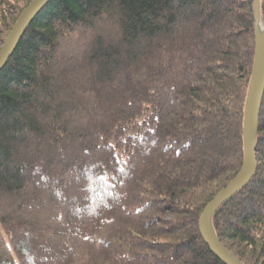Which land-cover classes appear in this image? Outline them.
<instances>
[{
	"label": "trees",
	"instance_id": "16d2710c",
	"mask_svg": "<svg viewBox=\"0 0 264 264\" xmlns=\"http://www.w3.org/2000/svg\"><path fill=\"white\" fill-rule=\"evenodd\" d=\"M31 1L0 0V46ZM254 16L51 0L0 69V264H225L199 219L242 165ZM256 159L210 222L242 264H264V91Z\"/></svg>",
	"mask_w": 264,
	"mask_h": 264
},
{
	"label": "water",
	"instance_id": "95a60500",
	"mask_svg": "<svg viewBox=\"0 0 264 264\" xmlns=\"http://www.w3.org/2000/svg\"><path fill=\"white\" fill-rule=\"evenodd\" d=\"M50 1L32 0L16 18L0 46V69L9 59L31 22ZM253 1L256 40L252 69L243 108V161L233 179L226 186L218 190L205 205L199 219V233L202 240L210 251L225 264L242 263L216 239L210 225L211 217L224 201L232 197L249 183L257 166L256 133L264 91V31L262 36H260L258 32L260 23L259 0Z\"/></svg>",
	"mask_w": 264,
	"mask_h": 264
},
{
	"label": "bare ground",
	"instance_id": "6f19581e",
	"mask_svg": "<svg viewBox=\"0 0 264 264\" xmlns=\"http://www.w3.org/2000/svg\"><path fill=\"white\" fill-rule=\"evenodd\" d=\"M259 14H260V12H259ZM260 19H261V16H260ZM262 24L259 23V30H258V32H259V35L260 36H262L263 31H264V25H262Z\"/></svg>",
	"mask_w": 264,
	"mask_h": 264
},
{
	"label": "rangeland",
	"instance_id": "374dc122",
	"mask_svg": "<svg viewBox=\"0 0 264 264\" xmlns=\"http://www.w3.org/2000/svg\"><path fill=\"white\" fill-rule=\"evenodd\" d=\"M263 23V24H262ZM260 24L264 25V17H261ZM10 30V29H9Z\"/></svg>",
	"mask_w": 264,
	"mask_h": 264
}]
</instances>
